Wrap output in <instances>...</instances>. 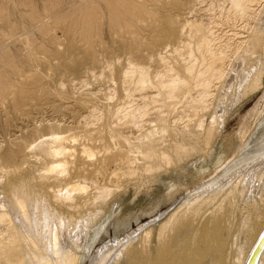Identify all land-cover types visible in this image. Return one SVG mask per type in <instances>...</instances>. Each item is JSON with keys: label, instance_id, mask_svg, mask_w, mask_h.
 Wrapping results in <instances>:
<instances>
[{"label": "rangeland", "instance_id": "rangeland-1", "mask_svg": "<svg viewBox=\"0 0 264 264\" xmlns=\"http://www.w3.org/2000/svg\"><path fill=\"white\" fill-rule=\"evenodd\" d=\"M190 2L0 0V205L6 206L15 190L24 187L28 198L42 210L45 209L57 222L66 223L72 234L78 232L79 248L70 238L67 242V248L78 254V264H88L92 251L97 250L99 245L116 237H129L132 231L156 219L160 213L167 214L181 199L196 191L224 192L235 183L230 179L235 176L238 179L243 177L238 185L243 196L239 195L237 199L236 222L227 250L233 254L241 248L238 246L243 245L242 249L246 252L251 244V240L244 237L245 230L241 225L247 217L253 216L255 209L264 206V73L261 88L247 97L240 94L258 68L262 66L264 72V22L260 43L252 58L244 59L238 69L234 68L233 62L234 69L230 67L226 76L231 86L227 89L221 86L227 91L219 89L220 93L223 91V97L222 93H218L222 98L213 99L209 113L216 108L215 111L222 110L227 116L225 126L209 149L178 162L174 152L165 147L167 154L177 162L176 167L172 165L148 173L145 169L148 163L140 157L139 150L123 141L119 136L126 134L119 133V129L112 126L113 110L131 103L125 97V90L130 87L129 81L123 82L125 60L132 59L149 66L153 79L154 71L162 69L157 62L158 53L167 42L166 36L153 34V26L157 22L161 27L177 28L187 15ZM139 9L142 12L138 13ZM108 96L110 100H107ZM133 98L134 104H131H141L137 93ZM150 103L142 117L145 121L154 117L153 111L156 110ZM91 111L98 116L96 119ZM167 114L171 118L167 122L172 125L173 114ZM181 114L182 120H186L190 110L186 108ZM203 118L204 125L199 136L187 142L201 148L210 116ZM240 131L245 132L241 143L237 138ZM51 140H55V144ZM47 143L49 145H45ZM51 149L61 151L59 155L62 156L57 153L52 157ZM92 153H95L94 160L91 159ZM86 156H90L88 160ZM194 160H198L197 165L189 163ZM57 163L62 164L60 167H67H57V172L54 169L51 172L54 174L47 176L45 168ZM98 164H104L103 171H95ZM183 167L187 171H179ZM112 172L118 173L119 177L115 175L117 180L111 176ZM123 174L127 177H120ZM81 179L91 186L87 194L75 193L71 200L56 198L57 191ZM92 183L110 188L112 195L104 203L95 202L93 197L97 191ZM174 190L180 192L177 194ZM166 194H173L174 198L164 201ZM151 208L159 213L153 215L156 211L150 213ZM85 223L87 226L83 229Z\"/></svg>", "mask_w": 264, "mask_h": 264}, {"label": "bare ground", "instance_id": "bare-ground-1", "mask_svg": "<svg viewBox=\"0 0 264 264\" xmlns=\"http://www.w3.org/2000/svg\"><path fill=\"white\" fill-rule=\"evenodd\" d=\"M187 9V15L184 16L185 18H183L181 23L179 22L177 28L161 27V24L157 22L153 26V34L167 37V42L163 46L162 51L158 53L157 62L160 63L162 69H157V71L154 69L155 73L152 71L154 73L153 79L149 72V66L134 62L135 60L133 61L132 59L125 60L127 65L122 71L123 82L129 81L128 84L130 85L125 90V97L128 99L126 101L134 104L135 98L133 97L137 93L141 104L135 103L136 106H134L129 103L130 105L126 104L125 106L116 107L113 110L112 126L113 128H118L119 133L126 134L119 136L123 141L129 142L132 147L139 150L140 157L142 156L148 163L145 167L148 173H151L152 170L156 172L172 165L176 167L177 162L171 155L167 154L165 147L174 152L178 162L188 159L187 157L193 158L199 152H204L211 147L218 132L225 126L224 123L227 116V113L222 112V110L217 109L218 111H215L216 108L212 109L214 112L209 113L213 99L218 98L221 93L223 97V91H227L223 90V87L231 86L227 74L233 62L235 63L234 68L238 69L237 67H241L244 59L252 58L251 55L260 43L261 25L264 22V0H191ZM140 12L142 11L140 10L138 13ZM162 21L163 23L165 22L164 19ZM234 68L232 67L231 69ZM262 70L261 66L249 77V81L242 87L240 96L247 97L249 93H253L262 87V73H264ZM219 89L223 91L220 93ZM110 96L113 97V95ZM108 97L107 100H110L111 97L109 99ZM222 97L220 96L219 98L221 99ZM149 102H151V105L154 104L152 108H156V110L153 111L154 117L151 116L152 118L145 121L142 117L147 111L145 108ZM186 108L190 110V114L188 119L182 120L181 112L186 110ZM167 113L173 114L172 125L167 122L168 119H171L170 117L168 118ZM206 115H209L210 119L202 138L203 148L187 143L197 139L204 125L203 116ZM92 117H95V119L98 117L94 114V111L92 112ZM244 133V131L238 132L239 143L243 140ZM45 145H49V143ZM85 148L83 149L85 150ZM52 152V157L57 153L59 157L62 156L59 155L61 151L54 149ZM81 152L80 154L83 155ZM104 152L106 153V151ZM94 154H91V159L94 158ZM87 157L89 159L90 156H86V159ZM189 163L193 165L198 163V160ZM58 165L59 163L45 168L47 176L48 174L49 176L53 175L54 173L51 172L54 169L55 171L58 170L56 168H59L62 164ZM184 167L183 170L179 171H184ZM103 168L104 164H101L95 168V171L101 172ZM180 169L182 168L180 167ZM186 169H189L188 166ZM59 173L61 174L60 171ZM120 173L123 172L120 170ZM43 174L42 177L44 176ZM60 174L58 175L60 176ZM113 174L111 176L115 178L118 173ZM124 175L120 177L124 178ZM125 176L127 177V175ZM129 176L128 178H130ZM239 178L237 176L231 177L230 179L234 180L235 183H232L233 185L229 188L227 187V189L223 188L225 190L222 193H219L220 191L205 190L196 191L190 195L187 194L188 196L185 199H181L167 214L164 212L160 213L156 219H151L145 225L132 231L129 237H116L109 243L105 242L99 245L97 250L92 251L88 264H247L253 248L264 231V206L255 209L253 216L250 215V218L247 217L245 221L243 220L244 223L241 222L243 224L241 226L245 230L244 237L246 240H251L248 250L245 252L242 249V245L238 246L241 248H238L235 253H229L227 245L231 238V230L236 222L237 199L239 195L243 196L240 194L238 186L243 177ZM115 179L117 180V178ZM81 180L68 183L63 190L57 191L55 194L56 198L71 200L75 193L87 194L90 184ZM107 183L110 182L107 181ZM93 185L96 186V184ZM229 185H231V182ZM95 189L97 191V194L93 197L95 202L99 200L104 203L112 193V190L106 186H96ZM180 191L174 190L177 194ZM172 198H174L173 194H166L164 201L172 200ZM4 204L6 205V203ZM150 213L156 215L159 212L156 209H152ZM54 218L45 209L42 210L36 202L34 203L28 198L24 187L16 189L10 202L6 206L0 205V264H78L79 256L67 248V242L71 239L74 244H77L80 235L77 237L76 234L78 232L72 234L68 230L66 223L57 222ZM93 218L95 219V216ZM86 226L87 224L85 223L82 228L84 229ZM78 244L75 245L77 248L80 246ZM259 247L261 249L264 247V238L260 240ZM250 264H264V248L258 260L254 258Z\"/></svg>", "mask_w": 264, "mask_h": 264}, {"label": "water", "instance_id": "water-1", "mask_svg": "<svg viewBox=\"0 0 264 264\" xmlns=\"http://www.w3.org/2000/svg\"><path fill=\"white\" fill-rule=\"evenodd\" d=\"M262 238H264V231H263L262 234L260 235V238H259L257 244H256L255 247L253 248V251H252V253H251V255H250L249 259H248L247 264L252 263V261L254 260V258H255L256 260H258V257H259V255H260L262 249L264 248V247H263V248L261 249V248L259 247V242H260V240H261ZM259 248H260V249H259ZM258 250H259V251H258ZM260 250H261V251H260ZM257 252H258V253H257ZM255 255H256V257H255ZM255 262H256V261H255Z\"/></svg>", "mask_w": 264, "mask_h": 264}]
</instances>
